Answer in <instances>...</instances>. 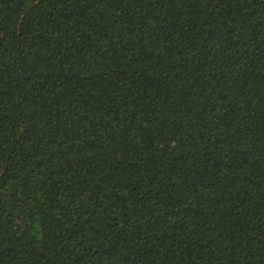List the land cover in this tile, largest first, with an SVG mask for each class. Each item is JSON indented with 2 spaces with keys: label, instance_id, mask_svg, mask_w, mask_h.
<instances>
[{
  "label": "trees",
  "instance_id": "16d2710c",
  "mask_svg": "<svg viewBox=\"0 0 264 264\" xmlns=\"http://www.w3.org/2000/svg\"><path fill=\"white\" fill-rule=\"evenodd\" d=\"M0 264H264V0H0Z\"/></svg>",
  "mask_w": 264,
  "mask_h": 264
}]
</instances>
